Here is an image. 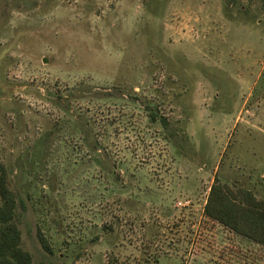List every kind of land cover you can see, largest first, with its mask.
Returning a JSON list of instances; mask_svg holds the SVG:
<instances>
[{"label": "rangeland", "instance_id": "obj_1", "mask_svg": "<svg viewBox=\"0 0 264 264\" xmlns=\"http://www.w3.org/2000/svg\"><path fill=\"white\" fill-rule=\"evenodd\" d=\"M0 162L32 264H264L203 213L264 201V0H0Z\"/></svg>", "mask_w": 264, "mask_h": 264}, {"label": "trees", "instance_id": "obj_2", "mask_svg": "<svg viewBox=\"0 0 264 264\" xmlns=\"http://www.w3.org/2000/svg\"><path fill=\"white\" fill-rule=\"evenodd\" d=\"M16 200L8 188V175L0 162V264H32L31 255L20 247L15 223ZM204 215L237 235L264 245V201L248 190L230 188L215 177L209 188ZM44 251L52 253L48 240L37 234Z\"/></svg>", "mask_w": 264, "mask_h": 264}, {"label": "crops", "instance_id": "obj_3", "mask_svg": "<svg viewBox=\"0 0 264 264\" xmlns=\"http://www.w3.org/2000/svg\"><path fill=\"white\" fill-rule=\"evenodd\" d=\"M215 6H218V4H217V2L215 1ZM222 19V18H221ZM193 21H194V24H193V26H197V27H200L202 24H204V19H200V22H199V17L198 18H193L192 19ZM218 20V19H217ZM222 20H220V23H218L217 21H214V20H211V23H210V28H209V31L210 32H208L207 34H208V36H207V39H206V37H203V38H201V36H200V38L197 40V42H194V40L193 41H191V42H187V43H184L183 42V44L182 45H185V50L186 49H189V46L190 47H193L194 48V51H195V47L196 46H199V45H202V44H205L206 46L207 45H209V46H211V48L209 47L208 49L207 48H204L203 50H204V54H203V56L204 55H206L205 56V58H208V59H211V60H219V56H220V53H222V52H220V49H218V47H220L219 45H224L225 43L223 42V39H221L220 38V40H219V38H218V35H216V34H218L219 33V37L220 36H222L223 34V31L222 32H219V29L221 28V27H224V24H222V26H219V24H221L222 22H221ZM196 23V24H195ZM198 30H200V29H198ZM203 31H205L204 29H202ZM222 34V35H221ZM210 36V37H209ZM179 37H181V36H179ZM230 37H228L227 39H226V41H230V39H229ZM181 39V38H180ZM204 39H206V41H204ZM228 42H227V44H228ZM187 45V46H186ZM189 45V46H188ZM229 45V44H228ZM193 51V52H194ZM250 51V49L248 50V51H246L245 53H247V55H245L244 53H242V59H244V60H251L252 58V56H253V53L252 52H249ZM186 52H187V50H186ZM195 53V52H194ZM239 53V52H238ZM240 55V54H239ZM238 55V56H239ZM252 55V56H251ZM250 68H247L245 71H244V76L245 77H249L250 75H252L253 74V71H251V70H249ZM221 121H222V124H225V123H228V118H227V115H223V117L221 118ZM126 216H131V217H138V212H132V211H126ZM136 219V218H135ZM149 228V227H148ZM253 244H255L256 246H263L264 247V245H260V244H256V243H254L253 242Z\"/></svg>", "mask_w": 264, "mask_h": 264}]
</instances>
